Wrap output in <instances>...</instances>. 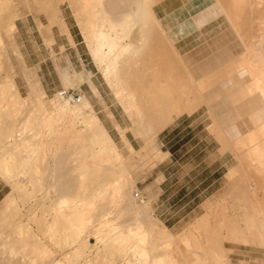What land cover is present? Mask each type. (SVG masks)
I'll return each instance as SVG.
<instances>
[{"label": "bare ground", "instance_id": "1", "mask_svg": "<svg viewBox=\"0 0 264 264\" xmlns=\"http://www.w3.org/2000/svg\"><path fill=\"white\" fill-rule=\"evenodd\" d=\"M19 1L0 0V181L10 188L0 201V264H232L227 242L264 245V0L40 1L43 11H53L48 29L41 26L50 32L49 43L56 24L74 42L61 8L70 5L89 55L132 121L131 129L116 126L126 153L146 163L162 161L169 153L155 140L176 116L202 106L211 113L212 131L222 134L237 164L229 170L224 196L203 204L206 215L213 216L219 201L241 184L233 193L256 199L260 216L244 205L239 218L246 219L247 231L220 226L183 235L153 222L151 200L138 201L134 166L85 94L70 102L58 92L49 110L23 51L16 53L21 72L15 69L5 36L13 41L21 33ZM211 3L221 17L205 26L217 24L211 30L218 34L210 40L205 35L206 57L195 61L172 38L167 15L172 18L178 7L204 13ZM252 15L258 16L255 28L249 25L254 32L241 34ZM164 50L182 67L172 71L179 77L166 68ZM19 76L28 81L26 96ZM62 80L65 89L84 81L77 72H63ZM128 131L144 141L140 150ZM241 170L243 178L236 179ZM255 177L262 185L253 188Z\"/></svg>", "mask_w": 264, "mask_h": 264}, {"label": "rangeland", "instance_id": "2", "mask_svg": "<svg viewBox=\"0 0 264 264\" xmlns=\"http://www.w3.org/2000/svg\"><path fill=\"white\" fill-rule=\"evenodd\" d=\"M20 1L19 9L22 17L17 24L20 28L21 36L17 34V39H13V41L5 36L9 44L11 63L16 66L15 69L18 72L21 70V60L16 53L20 54L19 51L23 49L21 44L24 42L25 48L27 47L29 50L25 51L27 63L35 73L34 79L46 91V102L49 110L51 109L49 100L53 99L61 89L65 88L62 73L69 72L71 75H74L75 72L81 73L84 79L83 83H76L72 90L80 95L85 94L90 99L96 113L102 118L111 135L120 145V149L127 155L126 162L134 166L132 175L137 180L138 188L134 191V194L137 199L139 198V202L141 200H151V206L155 212L153 222L158 225H165L177 235H183L189 230L192 232H198V229L203 231L206 228L215 230L220 226L225 230L233 228L236 231H241L239 228L243 226L242 230L247 231L245 229L246 219L239 218L244 205H247L245 208L246 212L258 214L259 216L260 213L257 210L259 206L256 199L249 201L242 194L233 193L240 189L241 184H237L234 187L235 191L233 189L231 194L226 195L219 201L213 209V216H207L203 208V203L209 199H219L224 196V193L228 190L227 175L229 170L237 164L233 150H229L231 148L227 147L224 149L228 142H222L219 138L222 137L220 136L222 134H217L216 129H214L216 132L212 131V128L216 126L207 107H200L194 114L184 113L176 116L165 129L169 130L163 134L164 130L157 136L155 140L157 147L169 153V156L162 161L155 159L148 160L146 163L136 153H126L127 150L121 143L120 133L116 126L119 124L123 128L131 129L132 121L115 98L101 71L89 55L70 5L63 3L61 8L67 18L68 25H70L71 32L75 36L76 44L70 43L68 45L67 40L65 41L64 38H61L59 44L65 41L66 45L65 49L61 50V47L54 45L55 41L50 43L46 41L51 35L48 30H44V27L48 29L46 25L49 24V18L53 15V11H43L45 4L43 5L40 2L42 0ZM212 5L213 3L209 5L211 8L203 11L204 13L198 14L197 12H191V9H180L178 7L172 13V18L167 15L170 23L169 32L177 42L183 56L189 59L191 58L195 61L204 59L207 54L206 36L210 40L212 39L211 37H215L218 34V32L212 31L214 27L218 28L217 24L212 28L209 25L205 26L213 24L217 21L216 19L221 17L218 5H215L217 9L212 7ZM257 17L256 15L248 17L246 28H241L239 32L244 35L254 32L249 25L254 27L255 25L252 23L258 21ZM57 29L56 24L53 27L54 34ZM201 29H204L203 34H200ZM263 47L260 48L264 50ZM161 52L166 53L164 55L166 68L170 69L172 76H178L176 74L182 68L178 65L179 62L173 58L170 50ZM171 61L174 64L172 66ZM176 64L180 67L179 69ZM174 66L177 68L172 69ZM35 67L38 69L36 70ZM173 70L177 73L172 74ZM88 78L94 82L99 94L93 93L94 91L88 85ZM174 78L176 79V77ZM16 81L20 93L23 96L28 95L29 85L26 78L19 76ZM221 84L223 83L221 82ZM110 114H112V117ZM218 133H220V130H218ZM127 135L135 149L140 150L144 145L142 138L135 137L131 131H128ZM242 172V170L239 171L241 174L238 175V173L236 179H239V177L243 178L244 173ZM157 179H160V182L156 183ZM255 179H253L254 181L250 180L253 188L259 187L261 182L259 178L255 177ZM9 189L3 181H0V201ZM262 193H259L261 195L260 198L264 197ZM199 214V220L192 222ZM256 222L261 224V221ZM217 240L213 236L211 244L215 246L218 243ZM91 242L94 243L95 240L91 239ZM226 245L231 250L232 264H264V245L254 243L246 246L242 243L233 244L229 242ZM199 252L202 253V251Z\"/></svg>", "mask_w": 264, "mask_h": 264}, {"label": "crops", "instance_id": "3", "mask_svg": "<svg viewBox=\"0 0 264 264\" xmlns=\"http://www.w3.org/2000/svg\"><path fill=\"white\" fill-rule=\"evenodd\" d=\"M59 31H60V30L57 29L56 32H55V43H54V45H58L59 47H61L60 45H61V44H64V46L66 47V45H65V41H66V40H67V42H68V45H70V43H71V44H73V43L76 44L75 36H74L73 33L71 32V29L69 30V32H70V35L72 36V38H73V40H74L73 43L70 41V39L68 38L67 35H62L61 32L59 33ZM61 38H64L65 41H64L63 43L59 44ZM67 42H66V43H67ZM23 44H24V45H23V49H22V51L24 52V57H25V60H26V62H27V59H26V52H25V51H26V50L29 51V50H28L27 47H26L27 49L25 48V43H24V42H23ZM45 44H46V43H45ZM74 44H73V45H74ZM27 65H28V63H27ZM28 66H29V65H28ZM29 67H30V66H29ZM35 68H36V67H35ZM37 69H38V68H36V70H37ZM193 114H194V113H193ZM167 130H169V129H167ZM167 130H165V131L163 132V134H164ZM157 180H159V179H157ZM204 203H205V202H204ZM204 203H203V204H204Z\"/></svg>", "mask_w": 264, "mask_h": 264}, {"label": "built area", "instance_id": "4", "mask_svg": "<svg viewBox=\"0 0 264 264\" xmlns=\"http://www.w3.org/2000/svg\"><path fill=\"white\" fill-rule=\"evenodd\" d=\"M59 96L61 98H65L70 102H78L81 99V95L79 93L75 92L72 89H65V88L59 91Z\"/></svg>", "mask_w": 264, "mask_h": 264}]
</instances>
